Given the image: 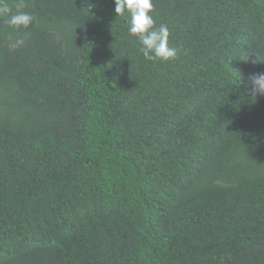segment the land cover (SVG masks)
I'll return each mask as SVG.
<instances>
[{
  "label": "trees",
  "instance_id": "trees-1",
  "mask_svg": "<svg viewBox=\"0 0 264 264\" xmlns=\"http://www.w3.org/2000/svg\"><path fill=\"white\" fill-rule=\"evenodd\" d=\"M23 2L29 28L0 18V264H264V0H153L169 62L113 0Z\"/></svg>",
  "mask_w": 264,
  "mask_h": 264
},
{
  "label": "clouds",
  "instance_id": "clouds-1",
  "mask_svg": "<svg viewBox=\"0 0 264 264\" xmlns=\"http://www.w3.org/2000/svg\"><path fill=\"white\" fill-rule=\"evenodd\" d=\"M114 12L117 17L127 21V31L139 44V52L147 61L169 62L178 56V49L170 45V31L167 25L156 26L153 13L155 11L153 0H113ZM23 0H18L16 11L13 12L8 0H0V18H6L5 22L16 29H27L34 16L26 11ZM17 45L24 44L23 39L16 41ZM253 96L256 93H264V74L250 77Z\"/></svg>",
  "mask_w": 264,
  "mask_h": 264
}]
</instances>
